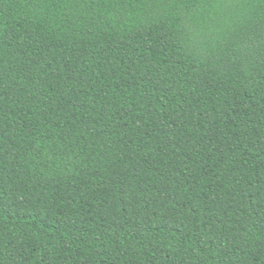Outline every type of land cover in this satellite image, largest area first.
Returning <instances> with one entry per match:
<instances>
[{"label": "trees", "instance_id": "16d2710c", "mask_svg": "<svg viewBox=\"0 0 264 264\" xmlns=\"http://www.w3.org/2000/svg\"><path fill=\"white\" fill-rule=\"evenodd\" d=\"M0 264H264V0H0Z\"/></svg>", "mask_w": 264, "mask_h": 264}]
</instances>
